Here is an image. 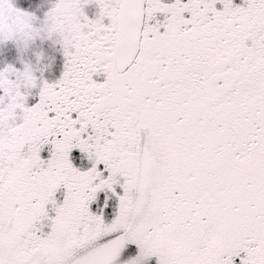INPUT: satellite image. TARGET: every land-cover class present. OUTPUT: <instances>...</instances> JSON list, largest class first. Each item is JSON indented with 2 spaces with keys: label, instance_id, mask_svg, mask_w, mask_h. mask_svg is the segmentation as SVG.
Returning a JSON list of instances; mask_svg holds the SVG:
<instances>
[{
  "label": "snow or ice",
  "instance_id": "6c2138e0",
  "mask_svg": "<svg viewBox=\"0 0 264 264\" xmlns=\"http://www.w3.org/2000/svg\"><path fill=\"white\" fill-rule=\"evenodd\" d=\"M0 264H264V0H0Z\"/></svg>",
  "mask_w": 264,
  "mask_h": 264
}]
</instances>
